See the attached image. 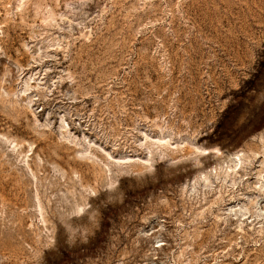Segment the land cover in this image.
<instances>
[{"label":"rangeland","instance_id":"1","mask_svg":"<svg viewBox=\"0 0 264 264\" xmlns=\"http://www.w3.org/2000/svg\"><path fill=\"white\" fill-rule=\"evenodd\" d=\"M0 264H264V0H0Z\"/></svg>","mask_w":264,"mask_h":264},{"label":"bare ground","instance_id":"2","mask_svg":"<svg viewBox=\"0 0 264 264\" xmlns=\"http://www.w3.org/2000/svg\"><path fill=\"white\" fill-rule=\"evenodd\" d=\"M207 152H208V151H206V150L204 151V153H207Z\"/></svg>","mask_w":264,"mask_h":264}]
</instances>
